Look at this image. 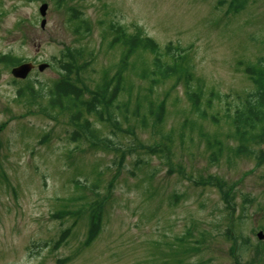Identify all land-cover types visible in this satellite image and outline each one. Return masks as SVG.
<instances>
[{
	"label": "rangeland",
	"instance_id": "374dc122",
	"mask_svg": "<svg viewBox=\"0 0 264 264\" xmlns=\"http://www.w3.org/2000/svg\"><path fill=\"white\" fill-rule=\"evenodd\" d=\"M230 1L0 0V264H264V140L236 151L229 118L255 89L248 64L264 59V0L237 12ZM139 33L179 49L176 75L154 82L153 55L115 40ZM66 51L86 98L123 68L122 132L80 116L111 146L75 134L47 93L30 98L33 84L65 76ZM32 61L27 78L13 76ZM93 210L102 225L87 241Z\"/></svg>",
	"mask_w": 264,
	"mask_h": 264
},
{
	"label": "trees",
	"instance_id": "16d2710c",
	"mask_svg": "<svg viewBox=\"0 0 264 264\" xmlns=\"http://www.w3.org/2000/svg\"><path fill=\"white\" fill-rule=\"evenodd\" d=\"M248 0H231L228 4L230 12L240 11L245 9ZM115 40H120L125 44L130 51L138 48L139 46L145 48L153 55L152 65L153 68L149 71V68L144 69V75L149 74L150 78L155 82L162 79L172 77L178 72L179 61L182 54L179 53V49L172 44L167 46L165 51L161 50L160 44L155 42L151 36H147L143 33L139 35H128L122 39L121 35ZM183 53V50H182ZM64 57H67L70 60L64 59L63 63L61 62L62 70L66 71L64 77L56 81L53 87L47 88L43 85H34L29 87L30 98L34 99L36 96H44L48 94L50 97L52 106H59L61 109H68L71 113V118L75 120L79 129L81 131L75 132L78 135L86 133V138L90 143L96 146H111V143L107 138L103 137L102 132L98 130L93 122L87 118L81 119L80 116L87 112L95 115L100 119V121L108 123L115 128L116 131H112L114 134L117 132H122V127H120L119 116L123 105L118 104L117 98L120 94L127 90L125 88V77L123 74V68L119 69L110 79L104 77L103 82L98 85L96 91L88 90L90 95L88 98L85 97V90L82 86H77V82L70 78V74L74 73L79 74V69H77L76 58L74 54L70 51L64 53ZM76 57V56H75ZM168 57L170 60H167ZM128 58V54L124 55V60ZM183 58V57H182ZM125 62V61H124ZM246 71L249 72L252 82H254L255 89L249 92L248 96L245 98L242 105L229 115L230 121L235 127V134L239 137L240 144L237 147L236 151H250L248 143L254 140H264V59L259 60L256 64H248ZM190 76V75H189ZM81 85V84H80ZM190 99L192 100L194 106H196L198 111H202V116L205 114V110H202L200 106V96L196 92H189ZM157 105V104H156ZM138 109V108H137ZM135 108V111H137ZM149 114L159 115L163 109L164 104H149L147 106ZM125 110L126 107H125ZM134 113H137L135 112ZM145 121V119H144ZM125 131V130H123ZM110 143V144H109ZM166 145V144H165ZM139 147L149 152L151 154H166L167 149L165 146H151V145H141ZM137 149V146L134 145L131 150ZM251 152V151H250ZM230 204V203H229ZM95 209V208H94ZM93 210L90 217V227L88 233V240L91 241L101 230V214ZM65 234L60 240L64 238Z\"/></svg>",
	"mask_w": 264,
	"mask_h": 264
},
{
	"label": "water",
	"instance_id": "95a60500",
	"mask_svg": "<svg viewBox=\"0 0 264 264\" xmlns=\"http://www.w3.org/2000/svg\"><path fill=\"white\" fill-rule=\"evenodd\" d=\"M48 8H49V6L46 2L42 3L40 5V15L45 16L47 14ZM46 22H47V19L44 17L41 21V26L44 27ZM33 66H34L33 63L24 62V63H21V65L13 67L11 69V72L13 73V75L16 78H20V79L26 78L30 74ZM46 67H48V63L43 62V64H40L38 66V69H39V71H43ZM258 233H259L258 236L260 238L264 237V233H262L261 231Z\"/></svg>",
	"mask_w": 264,
	"mask_h": 264
}]
</instances>
